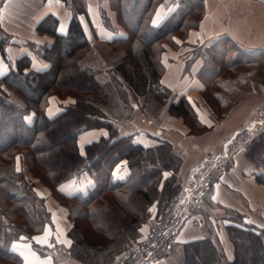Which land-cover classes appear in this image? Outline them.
<instances>
[{
    "label": "trees",
    "instance_id": "obj_1",
    "mask_svg": "<svg viewBox=\"0 0 264 264\" xmlns=\"http://www.w3.org/2000/svg\"><path fill=\"white\" fill-rule=\"evenodd\" d=\"M62 1L72 13L67 31L58 32L57 18L46 14L35 28L39 34L50 35L52 40L41 44L27 42L40 57L49 62L48 68L24 71L29 65V58L24 55L16 60L15 68L10 67L0 76V254L20 263V257L9 249V243L22 236L30 238L33 232L42 228L48 215L32 184L15 166V157L20 154L27 158L29 168H42L44 174L41 176L50 180L51 193L56 192L60 197L79 204L77 219L89 222L95 231L108 238L107 242L102 243L89 241L82 233L73 236L75 219L71 208L67 206L72 221L67 235L71 238L75 258L93 264H112L121 256L118 264H147L170 247L174 234L188 214L179 201L177 193L180 186L171 178L165 181L164 186L159 185L161 173L178 168L180 158L167 141L145 147L134 143L131 134H119L115 123L101 109L99 99L112 95L115 100L124 103L130 95L145 94L164 100V95L172 93L159 80L162 72L161 38L170 36L172 41L176 34L171 31L185 25L187 32L190 27L196 26L202 15L203 0H180L158 24L152 23L151 17L161 0H144L139 8L136 6L140 0H109L116 11L117 21H123L129 28L125 37L105 41L128 44L118 64L106 70L109 78L102 77L101 69L95 65L81 61V49L94 43L87 40L78 18V14L85 11V0ZM195 9L199 11L197 18L186 23L184 15ZM128 11H132V15H128ZM104 18L105 24L109 26V18ZM10 37L0 28V53L7 62L5 45ZM136 37L145 38L146 43H139ZM226 40L230 39L220 37L212 41L209 47H221L219 44ZM136 60L139 62L138 74L137 67L132 63ZM204 70L203 67L199 71L203 79L217 75V71L212 69ZM54 86L69 88L77 95L73 104L65 106L55 116L48 117L45 106ZM207 86L203 93L207 91ZM10 91L20 96L22 102L10 99L7 96ZM168 109L206 128L198 122L193 107L185 97L171 100ZM30 111L35 116L31 123H27L24 115ZM99 126L107 127L108 135L87 143L84 153H80L78 133ZM245 135H248L244 144L245 153L262 170L255 174V178L264 182V130L249 132L243 128L240 138ZM122 159L127 160L129 175L125 180H114L113 167ZM83 171H87L94 180V185L85 193L65 195L57 189L60 182ZM213 179L214 176L199 192L207 202H210ZM106 192L113 193L116 203L95 204L94 200ZM155 199L159 207L156 221L149 234L137 242L138 228L146 218L148 205ZM34 201L41 202L36 206ZM116 210L119 211L120 219H115L117 224H114L111 213H116ZM17 216L26 218L25 222L11 218L16 219ZM235 220L238 222V219ZM33 227L35 231H28V228L32 230ZM227 232L235 253L226 264L264 263V228L231 223L227 225ZM34 247L42 252L39 246L34 244ZM183 249L180 264H199L195 259L196 254L203 257V264H223L225 257L223 250L218 249L208 236L187 241Z\"/></svg>",
    "mask_w": 264,
    "mask_h": 264
},
{
    "label": "crops",
    "instance_id": "obj_2",
    "mask_svg": "<svg viewBox=\"0 0 264 264\" xmlns=\"http://www.w3.org/2000/svg\"><path fill=\"white\" fill-rule=\"evenodd\" d=\"M176 2L177 0H163L159 3L152 14V23L153 20H157L155 24H158L176 7ZM157 12L160 13L159 17ZM46 14H52L57 18L56 30L58 32L67 31L72 13L62 0H0V28L11 36L5 45L8 62L0 53V76L10 67L15 68L16 60L24 55L29 58V65L24 68V71H42L48 68L49 62L40 57L27 43L31 41L41 44L52 40L50 35L39 34L35 28L37 22ZM104 17L109 18L112 27L105 24ZM78 18L90 42L96 39L108 41L127 35V32L117 23L116 11L111 7L109 0H85V11L79 13ZM223 36L256 54L264 52V0H203L199 23L190 27L185 37L179 38L174 35L172 41H164L163 50L160 53L162 72L159 80L161 84L171 90L175 101L181 96L185 97L193 107L198 122L207 128H215L216 119L211 107L202 97L205 84L199 71L203 68L204 59L202 55L197 54L196 49L198 47L205 49L213 40ZM262 89L264 93V85ZM7 96L13 99L10 92ZM73 103L74 98L71 96L60 98L56 94H50L47 98L45 114L53 117L65 106ZM258 115L264 117L261 106L260 110H257L254 109V105L250 106L246 101L239 103L231 110L228 117L217 128L222 132L218 137L220 146L221 144L224 146V153L227 154L228 144L227 142L224 144L225 140L231 138L238 127L258 121ZM34 116V112L30 111L24 115V119L27 123H31ZM159 120V126H150L151 122L148 118L143 122L133 118L128 128H124L125 124L120 122L117 127L121 129L122 134H131L134 143L145 147L158 144L160 139L175 145V134L186 135L188 131L181 116L162 113ZM261 127L264 130V122ZM108 133L109 130L105 126L80 131L77 135L79 152L84 153L87 143L107 136ZM235 139L236 136L231 142L234 146L229 166L226 169L218 167L217 174L214 175L209 193V204L214 209L216 208V212L222 209L234 210L247 226L264 228V182H259L255 178V174L262 170L247 157L244 147L245 140L241 138L237 142ZM206 145L211 146V144ZM203 146L193 161L198 158L201 160L210 154L215 155L211 161L218 160L220 150L213 146L203 150ZM193 147L199 148L200 145L195 144ZM16 162L17 167L20 168V157L16 158ZM128 175L129 168L126 159H122L113 167V179L125 180ZM30 177L29 181L32 182L33 190L44 200L49 212V221L45 223L41 232L33 234L30 238L21 237L12 240L9 243V249L20 257L19 264H25V257L28 258L29 264H56V255L65 251L68 245L61 241L69 240L67 232L71 222L67 217V209L52 196L49 188L39 179L31 175ZM93 185L94 180L91 175L83 171L77 176L60 182L57 189L65 195H72L78 192L85 193ZM215 211H212L210 215L213 221L216 217ZM190 220L192 221L193 217ZM190 225L193 226L191 223ZM46 233H48L47 243L34 239L43 238ZM201 236L193 232L189 238L194 239ZM34 244L39 246L42 252L37 251ZM226 254L231 259L233 251L226 252Z\"/></svg>",
    "mask_w": 264,
    "mask_h": 264
},
{
    "label": "rangeland",
    "instance_id": "obj_3",
    "mask_svg": "<svg viewBox=\"0 0 264 264\" xmlns=\"http://www.w3.org/2000/svg\"><path fill=\"white\" fill-rule=\"evenodd\" d=\"M143 1L144 0H140L136 7L139 8L141 6L140 4ZM179 1L180 0H177L176 4H178ZM161 2H163V0H161ZM131 13L132 11H128L127 14L132 15ZM198 14L199 11H196V9L192 10L190 13L186 12V14L184 15V18L186 17V23L194 21L197 18ZM135 15H137V13ZM117 23L122 26V28L126 32H129V28H127L123 21L120 20ZM130 23L133 24L132 21H130ZM108 27H112V24L109 23ZM171 32H175V34L179 38H183V35L186 32V26L183 25ZM169 38L170 36L161 38L163 40L162 46L164 41H170ZM136 41L141 44L146 43L145 38L141 39L140 37H136ZM92 42L94 43L81 49V61H83L84 63H89L90 65H95L97 68L101 69V73L103 74L102 77L109 78L106 73V70L111 69L118 64V62L122 59L123 53L126 52L128 44L126 42L106 43L105 41H101L99 39H96ZM209 45L205 49H201L200 47H198L196 51L198 55H202L204 61L206 60L203 64L205 70L212 69L214 71H217V75H214L213 77L207 76L209 78H202L204 84L208 85L207 91L204 93L202 92V97L213 111V114L216 119L215 128L200 127L190 118H185L181 115L174 113L173 111H170L168 109L169 102L175 99L172 93L168 94L167 96L164 95L165 101L163 99L157 100L154 96H146L145 94H137L133 96L130 95L127 98V101L124 102L125 104L119 101V99L115 100L112 95L108 98L99 99L101 109L112 119V122H114L116 126L120 122L122 124H125L124 128H128V125L131 124L130 121L133 118L139 122H143L144 119L148 118L151 122L150 126H159V118L162 117V113L171 114L178 117L181 116L184 124L187 126L188 131L186 135L175 134V145L167 140H159V143L162 141L169 142L172 151L180 158V164L178 168H175L174 171L164 170L161 173L159 185L164 186L165 181L167 179H173L175 184L177 186H180L177 194L180 198L179 201L183 203V210H185V212H188V214L187 217L183 219V222L181 226L177 229V232L174 234V238L172 239L173 241L170 247L167 250L165 249L164 253L161 256L152 258L147 264H180L184 254L183 247L187 241L193 240L189 238L192 236L193 232L199 233V235H202L201 237L208 236L218 249H222L225 255L223 264H226V261L231 260L235 253L233 243L229 238V233L227 232V225L231 223L245 225L240 219L239 214L234 210L222 209L221 211L217 210L216 212V208L214 209V207L209 204L210 202H207L205 199H202L203 197L200 196L199 192L201 191L202 186L206 182H208L214 175L217 174L218 167L220 169H226L229 166L231 151L234 146V144L231 142L235 138V136V141H240V130L244 128L246 131L251 132L254 129H262L261 126L262 122H264V117L258 115V121H256L255 123L245 124L243 126L238 127V130L234 132L235 134L233 133V136L231 138L229 137L225 140L224 144L226 142L228 143L226 146L227 154L224 153V146L222 144L220 146L219 135L222 132L220 129L217 128H219V124H221V122L228 117L231 110H233L239 103L246 101L250 104V106L254 105V109L256 108L257 110H260L261 106V110L264 116V93L262 89L264 85V52L256 54L251 50L245 49L237 45L232 40H226L221 42V44H219V46L221 47L216 46L215 48H211L209 47ZM219 49L221 50L219 51ZM218 53L220 54L218 55ZM132 63L135 67H137L139 62H137L136 60V62L132 61ZM136 69V73L138 74L139 67H137ZM50 94H56L60 98L71 96L74 98V101L77 95L69 88L59 86H54L51 89ZM10 96L11 98H13L12 100L22 102L20 96H18L12 91H10ZM251 126H253V128H249ZM117 130L119 134H122L120 131L121 129H119V127H117ZM242 140H245L246 142V140H248V135H245ZM195 144H197V146L200 145V147H193ZM206 144H211V146L216 147L217 150H220V153H218V155L220 156L218 157V160L211 161V158L215 155L211 156L210 154L201 160H199L198 158L193 161L196 157V154L199 153L198 151L201 150V147L203 145V150L211 148V146L208 147L209 145ZM17 157H20L21 160V162H19L20 168L17 167ZM212 164H215V166H212ZM15 166L23 173L25 179L28 182H30L29 179L31 178V175L33 178L39 179V181L45 186H47L51 191L52 187L49 184L50 180L41 176L43 172L40 166H34L33 168H29L27 158L20 154H17L15 157ZM166 173L168 174L167 176L165 175ZM51 194L66 209L67 206L71 208L72 217L75 219V228L74 230H72L73 236L74 234L75 236H79V234L82 233L88 238L89 241H97L102 243L108 241V238L104 234L95 231L93 226L89 224V222L80 218L77 219L79 206L78 203L64 199L63 197H60L56 192H52ZM37 197L44 204L43 198L39 196ZM41 201H34L35 205L39 206ZM116 201L117 200L114 197L113 193L106 192L96 198L94 200V203L100 205H111L116 203ZM158 208V200L156 199L148 205L146 218L138 228L139 236L136 239L137 242L143 240L151 231V227L156 221V214L159 210ZM118 209L120 210L121 207H118ZM117 210L116 213H111L112 217H114L112 221L114 224H117V220L115 219H120V215L118 213L119 211ZM212 211H215L216 213L214 221L210 218ZM47 213L48 215L46 216L47 218L45 223L49 221V212L47 211ZM43 215L45 216L44 212ZM17 217L18 218L16 219L14 217L11 218L18 221L23 220L22 223L26 220V218L24 217ZM67 217L71 222V228L72 221L68 216V209ZM192 217L193 220L191 221L190 218ZM235 219H238V222ZM45 223L42 225V228H40L39 231L36 233L42 231ZM190 223L193 224V226H191ZM28 231H35V228L33 227L32 230L31 228H28ZM182 231L183 234L181 235ZM36 233L33 232V234ZM33 234H31L30 237ZM67 237L69 239L68 241H71V238L68 235ZM225 249L228 251H226ZM230 251H233V256L231 259H229L226 254V252L230 253ZM196 255L195 259L197 260V262L199 264H203V257H201L200 254ZM56 256V264H93L90 262H82L75 258L72 252L71 243L66 246L65 251H62V253H59V255L57 254ZM120 258L121 256H118L112 264H118ZM0 264L19 263L14 261L12 258H8L0 254Z\"/></svg>",
    "mask_w": 264,
    "mask_h": 264
},
{
    "label": "snow or ice",
    "instance_id": "obj_4",
    "mask_svg": "<svg viewBox=\"0 0 264 264\" xmlns=\"http://www.w3.org/2000/svg\"><path fill=\"white\" fill-rule=\"evenodd\" d=\"M157 16H158V17L160 16V13H159V12H157ZM153 23H154V24L157 23V20H153ZM17 170H19V169H17ZM165 175L167 176L168 174L166 173ZM150 211H151V210H150ZM47 235H48V233H46V234H45V237H43V238H41V237H36V238H34V239H37L38 242H41V243H47ZM61 242H65V243H68V244L71 243V241H61ZM22 255H23V254H22ZM25 264H29V261H28V258H27V257H25Z\"/></svg>",
    "mask_w": 264,
    "mask_h": 264
},
{
    "label": "built area",
    "instance_id": "obj_5",
    "mask_svg": "<svg viewBox=\"0 0 264 264\" xmlns=\"http://www.w3.org/2000/svg\"><path fill=\"white\" fill-rule=\"evenodd\" d=\"M249 128H253V126L249 127Z\"/></svg>",
    "mask_w": 264,
    "mask_h": 264
}]
</instances>
